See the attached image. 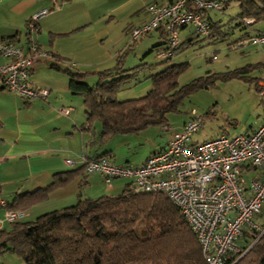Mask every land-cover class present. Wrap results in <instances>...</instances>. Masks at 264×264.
Here are the masks:
<instances>
[{"label": "crops", "instance_id": "1", "mask_svg": "<svg viewBox=\"0 0 264 264\" xmlns=\"http://www.w3.org/2000/svg\"><path fill=\"white\" fill-rule=\"evenodd\" d=\"M172 1L64 0L60 7L53 8L52 0H0V35L19 45L24 52L29 50V19L42 9L49 8V12L39 19V30H34L32 34L39 45L53 51L62 59L41 60L31 70L32 84L49 90L46 97L24 99L0 85V198L5 202L0 204V219L3 220L0 229L12 227V223L5 220V213L17 194L46 187L52 182L55 173L81 166L79 163L71 167L66 159H77L82 152L90 157L110 152V158L121 164L115 161L114 146H125L128 140L125 136H140L149 129L148 127L134 134H118L107 142H101L100 122L96 121L93 128H87L83 97L71 91V72L85 74V80L93 85L99 79V71L112 67L119 54L128 48L130 50L125 57V69L147 63L140 72L149 76L168 66L158 68L156 65L160 60L158 51L167 45L164 27L134 42L130 41V31L150 18L148 5L169 4ZM219 12L222 11H210L207 15L212 22L220 23L221 29L226 31L215 42L226 40L229 35L239 31V35L229 41L228 47L234 50L242 48L241 56L248 58L245 66L237 68L252 66L242 77L235 78L254 82L264 88L260 80L264 73V46H231L237 40L264 29L263 23L229 29L222 24V17H218V14L221 15ZM180 36L181 45L168 62L189 63V68L181 76L194 78L197 71H205L206 63L216 57L215 54L212 57V54H192L193 44L200 40L192 27H183ZM222 46L227 48L226 45ZM154 52L156 56L153 55ZM5 61L6 58L0 54V64ZM253 70L257 71L256 76H251ZM63 108H69V112L63 113ZM191 114L192 112L183 120L180 128L190 119ZM263 120L264 113L250 122L255 124H251L246 132L254 130ZM235 123H238V118H235ZM166 144L153 152L161 150ZM129 182V179L115 178L108 185L97 172L90 173L85 178L78 176L66 186L51 192L45 201L26 207L23 219L29 220L35 215L73 204L78 200L81 190L87 196L118 195ZM0 264L25 262L17 253L7 251L0 253Z\"/></svg>", "mask_w": 264, "mask_h": 264}, {"label": "trees", "instance_id": "2", "mask_svg": "<svg viewBox=\"0 0 264 264\" xmlns=\"http://www.w3.org/2000/svg\"><path fill=\"white\" fill-rule=\"evenodd\" d=\"M220 1L223 12L231 0ZM236 1L239 7L235 16L236 27L245 28L256 23L264 25V0ZM246 18H253V23L247 24ZM212 28L219 37L226 34L218 22H212ZM128 50L130 48L119 54L112 67L99 71V79L93 85L85 80V74L71 72V91L83 97L87 128L91 129L96 121L100 122L101 142H107L118 134H134L155 125L168 127L169 114L178 111L191 92L208 88L217 79L242 77L252 68L207 71L181 84L179 77L190 64H168L148 76L152 87L147 94L120 100L118 92L138 77L147 64L125 69ZM55 59L62 60L58 55ZM256 88L264 89L259 85ZM88 157H107L114 162L110 152ZM95 172L87 171L84 164L57 172L46 187L17 194L8 208L24 210L45 201L51 192L66 186L76 177L85 178ZM104 182L108 184L105 178ZM130 184L118 195L86 196L81 190L73 204L44 212L34 220H24L23 217L11 222L10 229H0V253L13 251L26 264H207L202 246L180 208L164 193L134 192ZM255 221L264 227V206ZM258 232L245 227L236 241L241 252H231L225 264H264V233L257 238Z\"/></svg>", "mask_w": 264, "mask_h": 264}, {"label": "built area", "instance_id": "3", "mask_svg": "<svg viewBox=\"0 0 264 264\" xmlns=\"http://www.w3.org/2000/svg\"><path fill=\"white\" fill-rule=\"evenodd\" d=\"M64 0H52L58 8ZM150 18L130 31V41L164 27L167 45L158 51L159 59L172 58L181 45L180 31L192 27L195 35L210 42L219 39L213 31L210 11H220V0H173L169 4L148 5ZM49 8L33 14L27 23L29 50L24 52L16 43L0 35V54L6 61L0 64V85L24 99L46 97L49 90L35 87L30 73L41 60L55 59L56 54L39 45L32 34L39 30V19ZM253 18H246L252 24ZM247 45L264 46V30L247 35L232 44L234 48ZM216 57V56H214ZM264 84V73L260 78ZM68 113L69 108H63ZM202 114L192 111L191 118L170 137L166 146L152 152L139 166L116 164L107 157L89 158L82 152L77 159L66 163L84 164L89 172H100L111 184L116 177L130 179L134 192H160L175 203L187 219L205 255L207 264H225L245 227L263 230L255 217L264 206V120L251 132L193 142L203 126ZM166 130L167 126H163ZM261 174L251 175L253 170ZM0 204L5 202L0 198ZM25 216L23 209H8L5 220L14 222ZM0 219V227L2 226Z\"/></svg>", "mask_w": 264, "mask_h": 264}, {"label": "rangeland", "instance_id": "4", "mask_svg": "<svg viewBox=\"0 0 264 264\" xmlns=\"http://www.w3.org/2000/svg\"><path fill=\"white\" fill-rule=\"evenodd\" d=\"M238 10V2L233 0L225 11L219 12L221 15L218 14V17H222L221 22L224 27H229V29L236 27L237 20L235 16ZM238 35L239 31H236L229 35L226 40L220 42H208L206 38L199 37L200 40H197V42L193 44L194 48L192 54H212L211 57L215 54L216 58L213 59L212 57L211 60L209 59L210 61L205 65L206 70L203 72L197 71L193 76L197 77L199 75H204L207 71L226 72L238 66H245L248 63V58L241 56L242 48L234 50L228 47L229 41L231 39L234 40ZM222 45H226L225 47L227 48L224 49ZM185 50L182 51L184 55H186ZM153 55L156 56V53L154 52ZM160 62H162V59L157 62L158 68L170 64L169 62L160 64ZM138 75V77L124 85L118 92V98L120 100L125 98H138L144 96L150 90L152 87L151 78L141 72H139ZM256 75L257 71L253 70L251 76ZM191 79H193V77L187 78V75L179 77L181 84ZM263 100L264 91L258 90L254 82L250 83L238 78L229 80L217 79L210 87L196 89L184 98L183 103L180 105V109L169 114L168 129H162L161 126H151L140 136H125L128 137L125 146H114L115 161L121 164H131L133 166L141 165L153 150L159 149L166 144L172 134L181 129L180 126L183 124V120L194 109L198 114L203 115L204 123L202 128L194 134L192 138L193 142H201L221 134H229L232 136L246 132L251 124H255L250 122H253L255 119L257 120L264 113ZM235 118H238V123H235ZM256 173L260 175L261 171L259 169L253 170L247 179L251 178L252 175ZM83 195H85V193H83ZM74 202H76V200ZM37 216L38 215H35L29 220H34ZM258 231L257 238L264 233V227L263 230Z\"/></svg>", "mask_w": 264, "mask_h": 264}]
</instances>
